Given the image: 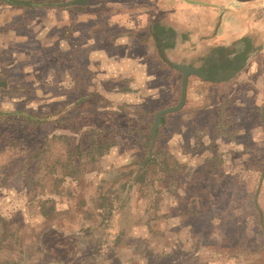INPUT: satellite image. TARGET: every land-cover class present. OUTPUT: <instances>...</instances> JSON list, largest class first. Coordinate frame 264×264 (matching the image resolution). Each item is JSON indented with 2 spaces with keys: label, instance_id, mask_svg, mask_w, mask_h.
Instances as JSON below:
<instances>
[{
  "label": "rangeland",
  "instance_id": "1",
  "mask_svg": "<svg viewBox=\"0 0 264 264\" xmlns=\"http://www.w3.org/2000/svg\"><path fill=\"white\" fill-rule=\"evenodd\" d=\"M89 1L93 7L75 13L0 4V79L5 83L0 109L47 113L64 108L60 122L35 130L39 136L82 138L89 127L109 128L114 142L79 179H30L16 173L13 159L37 144L33 134L29 137L23 124L0 123V217L6 222L0 264H55L56 258L60 264H153L150 257L160 253L173 255L170 263L159 264H264V138L253 134L257 142H252V114L233 110L243 121L234 132L222 124L224 118L216 132L208 131V117H203L202 135L190 132L195 120L185 127V115L167 116L160 144L154 142L151 151L167 150L178 160L180 174L175 192L163 194L158 212L151 211L147 200H138L137 185H125H131L137 160L150 148L144 126H152L159 110L179 102L172 104L166 90L174 78L181 86V74L177 70L175 77L154 49L144 53L133 38L128 62H120V52L108 45L123 33L130 39V27L111 16L115 2L123 0ZM263 18L264 6L258 5L257 19ZM91 91L92 98L68 106ZM234 97V104H248L252 92ZM186 107L180 110L191 105ZM178 124L183 127L174 130ZM163 185L155 182V188Z\"/></svg>",
  "mask_w": 264,
  "mask_h": 264
},
{
  "label": "crops",
  "instance_id": "2",
  "mask_svg": "<svg viewBox=\"0 0 264 264\" xmlns=\"http://www.w3.org/2000/svg\"><path fill=\"white\" fill-rule=\"evenodd\" d=\"M7 1L0 0V4L8 6ZM110 1L104 0L105 3H111L113 0ZM260 1L123 0L120 3L117 1L115 5L118 6L112 10L111 16L130 27L126 30V36L129 35L130 39L126 41L123 33L118 40L110 41L108 47L120 52L122 57L118 59L120 62H128L132 51L131 45L134 43L131 39L133 38L141 45L144 53L150 54L154 49L158 62L175 70V77L180 71L178 67L181 66L200 70L205 76L191 74L187 81L183 106L186 109L189 103L190 111H184L183 108L184 113L178 110L166 115L171 117L177 115L176 118H179L180 113V118L185 115V121L187 120L185 127L187 123L191 124V120H195L190 132L195 131L202 135L203 132L198 130L206 126L203 124V117H208V131L216 132L217 126L221 124L220 119L224 118L222 124L226 127L232 126L229 131L234 132V126H239L243 121L239 122L233 110L242 115L250 113L252 129L248 132L252 131V142H257L253 134L262 133L264 138V18L257 19L258 5L264 6V1ZM75 2L78 7L87 3L85 0ZM252 7L255 8L254 12H251ZM8 8L11 9V6ZM132 26H135L137 31L131 30ZM180 74L181 76L178 75L181 84V71ZM176 82L174 78L172 85L166 90L169 96H172V104L180 97V85L178 86ZM244 85L250 88L252 100L250 98L248 104L244 101V104H234L232 102L235 99L234 95L239 91L250 93L245 90L246 86L244 89L241 88ZM164 91L162 89L157 93ZM258 112L259 122L254 120ZM178 125L174 130H181L183 126ZM210 125H213L212 129ZM163 126L166 125L163 124L161 127ZM204 134L208 136L211 132L205 131ZM210 137L213 139V136ZM237 158L239 160L241 157ZM263 173L264 169L260 174ZM57 260L59 259L56 258L55 264H60Z\"/></svg>",
  "mask_w": 264,
  "mask_h": 264
},
{
  "label": "trees",
  "instance_id": "3",
  "mask_svg": "<svg viewBox=\"0 0 264 264\" xmlns=\"http://www.w3.org/2000/svg\"><path fill=\"white\" fill-rule=\"evenodd\" d=\"M85 1H87V3L81 4V7L77 6L78 4L75 0H68V2H62V0H8L7 3L10 6L23 7L24 9H32L35 7H61L62 10L67 9L69 13H75L79 10H87L89 7L94 6L89 0ZM74 5H76V7H73ZM3 84H5L4 81L0 79V85ZM94 95L92 91L86 92L80 98L70 102L68 106L83 102L86 99L92 98ZM63 109L64 108H58L47 113H38L34 110L19 107L8 110L0 109V123H3L5 126L9 124L25 125L27 127L26 131L30 133L29 137H32L31 134H33L31 139L37 143L34 147L26 146L27 150L30 152H25L13 159L15 171L19 176H29L31 179L35 175H58L60 177L79 179L80 175L85 171V168L88 169L94 166V164L114 145V142L110 138L112 132H107L109 128L89 127L82 138L80 136L72 138L70 135L64 133L49 134L48 132L39 136L38 132L35 130L48 123L60 122L59 117ZM166 116L167 115L162 117V123L156 129L155 143L158 145L160 144L158 141L160 138L161 126L165 124ZM150 126L151 124H148V126H144L145 128H143L147 133L145 135L147 136L148 145L151 139ZM29 129L35 132L32 133ZM21 141V139H18L16 144L21 143ZM12 144H14V142L6 143L4 149L9 148ZM142 145H144L143 142ZM148 147L149 146H147L143 158L137 160L136 164L138 166L133 169L136 175L130 179L131 185L128 186L126 184L125 186L130 189L132 184H136L137 191L140 194L137 196L139 197L138 200H147L149 209H152L151 211L156 213L160 208L159 203H161L163 199V194L175 192L172 187L178 180L180 169L178 168V160H175L172 156L170 157L167 150L156 146L149 152ZM2 167L1 164L0 169H2ZM156 181H162L164 185L161 188L158 186L155 188ZM144 191H150V196L146 195ZM184 213L186 214V212ZM161 215L164 217V214ZM155 216L156 218L159 217L158 214ZM5 224L4 218L0 217V246L4 241L3 234L6 231L4 227ZM110 231L111 234H115L113 229ZM116 241L117 240H115V242ZM150 254H153V252L150 251ZM172 255L173 253H160L157 258L150 257V260L153 264H159L164 261L170 263V257H172ZM181 255L183 257V255L185 256L187 253L184 252Z\"/></svg>",
  "mask_w": 264,
  "mask_h": 264
},
{
  "label": "water",
  "instance_id": "4",
  "mask_svg": "<svg viewBox=\"0 0 264 264\" xmlns=\"http://www.w3.org/2000/svg\"><path fill=\"white\" fill-rule=\"evenodd\" d=\"M237 1L245 2V1H250V0H237ZM178 69L182 72L179 102L175 106L161 109L155 114L154 120L151 126V143H150L149 152H151V149L154 145L156 129L162 121V116L172 113V112H176L180 110L182 106L184 105L185 98H186V88H187L188 77L191 74H194L197 76H205V74L202 73L200 70L193 69L190 67L181 66V67H178Z\"/></svg>",
  "mask_w": 264,
  "mask_h": 264
}]
</instances>
